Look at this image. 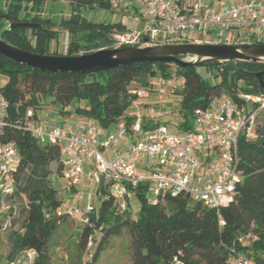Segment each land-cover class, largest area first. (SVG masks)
<instances>
[{"label":"trees","instance_id":"trees-1","mask_svg":"<svg viewBox=\"0 0 264 264\" xmlns=\"http://www.w3.org/2000/svg\"><path fill=\"white\" fill-rule=\"evenodd\" d=\"M47 1L7 0L0 7V14L7 19L0 18V37L30 52L62 55L50 47L63 29L67 33L65 55H79L114 48L112 34L127 29L117 21L89 20L80 12L85 8L109 10L108 0H64L70 4L71 12L58 21L43 15ZM258 43L264 44V40ZM173 65L134 63L85 74L43 72L0 54V73L8 78L0 88V94L8 102L7 125L0 139L13 142L19 154L13 193L5 200L7 208L0 212V229L8 222L7 264L28 252L34 255L30 264H51L49 242L59 225L70 218L62 210V200L54 185L62 171L59 147L39 144L29 132L12 126L14 121L24 119L29 108L38 112L44 99H50L59 113L63 114L64 108L70 106L66 113L94 120L102 130L119 121L129 124L133 115L125 111L136 98L133 81L140 78V85L146 86L150 77L166 74ZM198 67H206L213 81L203 77ZM262 70L264 62L216 61L196 67L179 66L178 72L183 77V87L178 93L182 120L176 131L192 128L193 109L207 106L222 93L234 99L238 90L264 96V88L255 76ZM261 79L264 82V73ZM238 154L242 179L232 200L218 212L193 201L185 192L161 194L157 203L152 204L146 185L139 184L134 189L139 203L136 216L130 212L120 214L107 186L102 184L98 210L88 214L87 222H81L78 247L83 250L98 231L100 238L90 260L94 263L109 240L126 231L130 236L132 264H230L233 247L256 264H264V125L259 126L257 121L256 139L240 138ZM247 233L250 238L240 239Z\"/></svg>","mask_w":264,"mask_h":264},{"label":"built area","instance_id":"built-area-1","mask_svg":"<svg viewBox=\"0 0 264 264\" xmlns=\"http://www.w3.org/2000/svg\"><path fill=\"white\" fill-rule=\"evenodd\" d=\"M112 9H128L141 22L140 27L112 34L113 47L183 43L253 44L264 40V0H108ZM197 32V37H189ZM146 39V41H143ZM174 64L166 74H156L148 84L136 88V98L152 91L159 100L147 109L135 107L133 120L117 123L113 129L99 131L98 123H85L65 129L49 125L26 110L24 119L12 126L24 130L39 144L59 147L61 178L69 186L75 202L63 205L69 217L87 222L101 202L99 187L104 184L118 213L132 210L134 189L146 185L149 202L159 195L187 193L217 212L233 198L242 179L239 168L240 138L257 137V119L264 110V96L238 90L236 99L222 93L205 107H195L193 127L172 131L162 119V104L181 100L178 93L183 77ZM149 106V104H148ZM8 102L0 95V134L7 125ZM147 126L144 127V126ZM19 154L13 142L0 139V209L13 193L14 172ZM97 186L93 194L83 190L84 182ZM138 210V209H137ZM133 216V215H132ZM250 233L240 239H248ZM230 264H256L246 254L232 248ZM175 264H181L176 262Z\"/></svg>","mask_w":264,"mask_h":264},{"label":"rangeland","instance_id":"rangeland-1","mask_svg":"<svg viewBox=\"0 0 264 264\" xmlns=\"http://www.w3.org/2000/svg\"><path fill=\"white\" fill-rule=\"evenodd\" d=\"M7 0H0V7L3 8ZM52 2L47 1V4H50L49 8L44 10V16H48L55 21H58L60 17H67L70 12V5L66 2L61 3L62 9L56 10L53 7ZM46 7V6H45ZM60 13L59 15L57 13ZM80 12L89 20L97 21L99 19H110L112 17H107V13L102 9L90 8V9H81ZM64 14V15H63ZM62 15V16H61ZM140 27V23L139 26ZM195 33L190 32L189 35H194ZM196 35L197 32H196ZM67 45V33L65 30L60 29L58 33V40L51 43L50 50L55 51L60 54H65ZM198 71L209 81H213L210 71H207L206 67H198ZM152 81V77H150ZM182 79V76H181ZM140 78H137L133 81L132 86L139 88L144 85H140ZM152 93H157L152 91ZM153 94H149L142 98H135L128 109H126L125 114L133 115L135 113V107H141L145 101L149 103V107H152L154 103L159 100V97H156L157 100L154 101ZM150 98V100H149ZM151 101V102H148ZM50 101V99H44L41 108H39L38 114L42 120L49 125H58L62 126L65 129H68L76 124L85 123L86 118L73 113H66L67 110H70L71 107L64 108V113L58 114V106ZM57 106V107H56ZM43 107V108H42ZM145 107H148L145 106ZM179 103L177 101L171 100L169 103L162 104V110L166 111L165 115L162 117L164 121H167L165 124L172 130H177V124L182 120V114L179 112ZM42 109V110H40ZM144 109V108H143ZM147 109V108H145ZM258 124L259 126L264 125V111H261L258 115ZM119 121L118 123H120ZM98 129L101 131V127L98 124ZM110 130L112 128H109ZM55 188L57 189V195L62 200L63 205H71L75 202L70 195V189L68 183L61 177H57L54 180ZM83 190L87 193L93 194L97 191V186L91 182H84L82 186ZM131 207L133 210V217L136 216L137 209L139 207L138 201L134 198L132 199ZM0 212L3 210L0 209ZM1 214V213H0ZM81 222L79 217L73 216L66 219L59 225L56 233L53 235L51 241L49 242L48 251L51 258V264H132L131 263V247H130V236L125 231L117 237H114L109 240L107 247L102 252L100 258L91 263V255L94 251L96 242L100 238V233L95 231L91 242L83 249L80 250L78 247V233L81 228ZM8 227V222L0 229V264H7L5 255L7 253V242L5 239L6 229ZM33 254L31 252L23 253L19 256L14 262L10 264H30L33 259Z\"/></svg>","mask_w":264,"mask_h":264},{"label":"water","instance_id":"water-1","mask_svg":"<svg viewBox=\"0 0 264 264\" xmlns=\"http://www.w3.org/2000/svg\"><path fill=\"white\" fill-rule=\"evenodd\" d=\"M0 18L6 17L0 14ZM13 27V24L9 22ZM18 25H30L19 23ZM146 41V39H143ZM0 54L18 64L46 72L96 73L134 63L165 62L184 68L196 67L207 62L246 61L264 62V44H215V43H173L158 45H131L98 49L79 55L37 54L15 46L0 37ZM264 70L256 72L260 85Z\"/></svg>","mask_w":264,"mask_h":264},{"label":"crops","instance_id":"crops-1","mask_svg":"<svg viewBox=\"0 0 264 264\" xmlns=\"http://www.w3.org/2000/svg\"><path fill=\"white\" fill-rule=\"evenodd\" d=\"M49 1H54V2H52V4H53V7L56 9V10H61L62 9V5H61V3H63V2H66V1H64V0H49ZM67 3V2H66ZM69 4V3H68ZM70 5V4H69ZM46 6V7H45ZM49 6H50V4H47V2L45 3V5H44V10H45V8L46 9H48L49 8ZM70 9H71V6H70ZM44 10H43V14H44ZM103 11H105V12H107V13H111L110 14V16H109V14H107V17H112L113 18V20L111 21L109 18L108 19H99V20H97V21H109V22H120L121 24H123L126 28H133V27H136V26H139V23H140V25H141V22L140 21H137L135 18H133L131 15H130V11L128 10V9H109V10H105V9H102ZM70 12H71V10H70ZM70 12L68 13V15L70 14ZM126 12V13H125ZM58 15L60 14L59 12L57 13ZM64 15V14H63ZM62 16V15H61ZM48 17V16H47ZM190 33V32H189ZM189 33H188V36L189 37H197L198 35H196V32H193V33H195L194 35H189ZM7 80H8V78H7V76L6 75H4V74H2V73H0V88L3 86V85H5L6 84V82H7ZM153 95H151V97L152 96H154L155 98H153L154 99V101H156L157 100V98L156 97H158V95H157V93H152ZM1 95V94H0ZM149 100H150V98H149ZM158 101V100H157ZM148 102H151V101H148ZM143 105H142V107L143 108H149V106L148 107H145V106H147L148 104L144 101L143 103H142ZM55 106V105H54ZM57 107V106H56ZM43 108V107H42ZM58 109V108H57ZM40 110H42V109H40ZM58 111V110H57ZM58 114H59V112H58ZM40 116V115H39ZM87 119V118H86ZM49 124H51V123H49ZM114 126L115 125H113L112 127H109V128H114ZM73 127V126H72ZM71 128V127H70ZM106 130H110V129H106ZM101 131H105V130H101Z\"/></svg>","mask_w":264,"mask_h":264}]
</instances>
